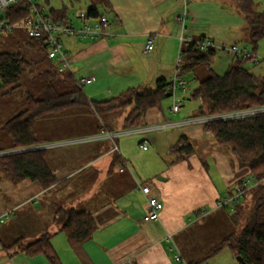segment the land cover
Listing matches in <instances>:
<instances>
[{
  "label": "crops",
  "instance_id": "1",
  "mask_svg": "<svg viewBox=\"0 0 264 264\" xmlns=\"http://www.w3.org/2000/svg\"><path fill=\"white\" fill-rule=\"evenodd\" d=\"M88 1L89 6L95 4L110 19L112 35L98 40L63 39L71 60L68 73L75 81L93 80L82 86L88 100L105 101L132 88L153 89L161 78L171 80L182 48L176 17L183 10V0ZM188 5L192 40L204 38L217 44L252 45L249 24L229 0H189ZM261 6L254 1L256 11L264 12ZM50 12L51 16L52 13L56 17L66 16L79 24V13L86 11L70 16L69 9L63 6L51 8ZM149 39L153 40L154 48L146 52ZM256 53L264 58V38ZM219 55L209 69L218 64L223 69L233 65L234 58L227 65ZM261 65L254 66H258V75L263 78ZM200 69L201 66L190 74L197 80L196 87H190V75L185 77L188 93L179 112H172L171 101L168 103L165 99L160 109L148 111L140 128L122 129L125 112L118 110L104 114L106 120L94 125L93 132L64 130L49 140L41 135L54 122L62 123L70 116L83 119L94 113L86 109V114L80 108L45 116L51 119L39 118L36 129L43 139L39 145L46 146L47 163L57 182L49 188L28 180L15 183L0 166V197L4 204L0 206V219L12 213L0 222V264H50L42 254L29 256L24 252L15 253L17 247L5 249L17 242L28 245L45 233L52 236L51 244L60 264H184L206 256L211 248L201 256L187 251L181 242L183 235L208 215L222 216L226 211L230 213L227 218H231L240 209L247 211L250 194L234 209L217 208V203L235 193L240 183L245 186L247 182L248 189L257 183L249 169L239 166L232 151L218 145L213 135L205 131V117L196 115L200 102L192 100V92L204 80H199ZM68 112L71 113L66 115ZM69 127L74 129V125ZM127 135H136L140 139L139 149L148 154L141 157L129 150L127 140L122 138ZM182 136L190 140L195 150V154L185 159H180L172 150ZM145 141L147 150L141 148ZM9 144L8 138L0 149ZM142 184L150 185L164 205L159 221L144 222L147 199L136 191ZM60 208L91 213L97 224L93 238L70 246L57 220ZM203 211L207 215L200 219ZM261 211L264 216V206ZM225 249L205 263L239 264L229 249L223 252ZM179 253L182 262L175 260Z\"/></svg>",
  "mask_w": 264,
  "mask_h": 264
},
{
  "label": "trees",
  "instance_id": "2",
  "mask_svg": "<svg viewBox=\"0 0 264 264\" xmlns=\"http://www.w3.org/2000/svg\"><path fill=\"white\" fill-rule=\"evenodd\" d=\"M229 1L249 24L253 46L251 52H256L259 42L264 38V12L254 9L253 0ZM62 11L67 9L64 7ZM86 13L89 19L105 16L95 4H91ZM31 15V0H21L4 11V20L15 25L26 21ZM48 17L53 21L71 22L66 16L57 18L55 13L52 16L48 14ZM1 35L9 37L13 49L0 51V97L20 92L24 78L33 73L35 75L31 79L39 81V86L36 92L30 89L24 92L25 109L6 121L1 128L10 144L1 148L0 152L39 145L42 139L37 133L36 121L45 116L80 108L89 109L98 116L122 110L125 112L122 129L131 130L142 127L148 111L160 109L162 102L170 97V81L161 78L153 89L132 88L109 100L90 101L74 77L68 71L60 73L57 65L49 59L44 39L31 38L23 29L6 30ZM196 41L182 44L180 64L184 78L199 66L209 68L218 54L215 50L200 51ZM249 63L256 65L249 58L234 59L233 65L224 75H212L204 79L192 92V100L200 102L196 115L207 117L239 110L264 109V77L253 73L246 66ZM204 129L213 135L218 145L230 148L239 166L251 171L257 185L245 189L243 183L239 184L246 191L232 209L239 206L249 194L253 204L247 211L240 209L233 213L230 219L238 221L245 218V226L240 231L225 235L203 258L186 264L205 263L225 248L235 257H242L247 264H264V216L261 211L264 206V112L243 119L206 122ZM172 150L180 159L195 154L186 136H182ZM0 166L15 183L28 180L49 188L57 182V177L48 166L47 151L44 149L2 156ZM57 215L62 225L61 232L65 233L70 246L81 245L93 238L97 224L91 213L60 208ZM51 237L45 233L28 245L17 242L5 249L10 251L17 247L15 253L24 252L29 256L42 254L50 264H60Z\"/></svg>",
  "mask_w": 264,
  "mask_h": 264
},
{
  "label": "built area",
  "instance_id": "3",
  "mask_svg": "<svg viewBox=\"0 0 264 264\" xmlns=\"http://www.w3.org/2000/svg\"><path fill=\"white\" fill-rule=\"evenodd\" d=\"M21 0H0V34L6 30L12 31L14 29H23L27 32L28 36L31 38H42L45 40L47 45V54L51 61H53L58 68L60 73L65 71H69L71 60L64 49L63 39L67 37H74L77 39H89V40H98L101 38H106L111 36V28L112 23L110 19L106 16L97 18V19H89L88 14L86 12L79 13L78 17L80 20V24L77 26L74 22H62V21H53L48 17L46 13V8L40 6L37 3L31 2V10L32 15L29 19L19 24L11 25L7 21L4 20V11L14 5L17 4ZM184 6L183 10L176 17V22L180 25L181 28V44L185 42L193 41L191 37H189L192 26L190 20V9L188 5L189 0H183ZM197 47L200 51H208L215 50L219 53V51H223L229 57H233L234 59L245 58L258 64L260 62L259 57L256 52L248 51L247 49H240L237 45H228L226 43L217 44L210 39H199L196 41ZM154 48V43L152 39H149L146 45V52L151 51ZM181 56L179 54L177 58V64L174 71V75L170 80V98L173 101V104L170 110L174 113L180 111L182 104L184 102V98L188 93V81L182 77L181 75V64H180ZM92 79L90 78H82L77 79L76 82L80 86H84L86 84L92 83ZM264 112V109H247V110H239L228 113H222L212 116H207L204 118L205 122L210 121H231L236 119H243L250 116H253L257 113ZM46 146H34L27 149H18L13 151H7L0 153V157L10 154H16L25 151L32 150H42ZM141 148L144 150L148 149V143L145 141L142 143ZM249 182V181H248ZM245 189L247 187V182L244 184ZM136 191L141 192L147 199L148 209L146 215L144 216V222H155L160 220V213L162 212L164 205L160 201V199L153 194L150 185L142 184L139 185ZM246 190L238 187L235 193L230 196H226L222 198L217 203V208H225L232 209L235 204H237L243 197ZM12 213H6L1 219L0 222H4L6 218L11 216ZM207 215L206 212H202L200 215V219ZM175 260L178 262H182V255L176 254ZM186 264V263H184Z\"/></svg>",
  "mask_w": 264,
  "mask_h": 264
},
{
  "label": "rangeland",
  "instance_id": "4",
  "mask_svg": "<svg viewBox=\"0 0 264 264\" xmlns=\"http://www.w3.org/2000/svg\"><path fill=\"white\" fill-rule=\"evenodd\" d=\"M254 1L260 2L262 4L260 8L262 11H264V0H254ZM31 2L37 3L40 6L45 7L47 14L50 13L51 8H54V7L61 8L63 6H66L69 9L68 14L70 16H73L77 11H86L87 7L89 6L88 0H80V1H76V0H31ZM48 2L50 4H48ZM79 24H75V25L78 26ZM8 38H9L8 36H4V35L0 36V51H3V50L10 51L13 49V45H11V43L9 42L10 40ZM237 46L240 49L253 48L252 45L247 44L246 42H241ZM248 51H252V50H248ZM219 54H222V55H219ZM218 55H219L218 57L223 58V60H225L228 63L227 65H231V62H232L231 58L233 59V57H228V55H226V53H224L223 51H219ZM258 57H259L260 63H262L261 66H264V58L261 57L260 55H258ZM246 66L251 68L252 72L255 73L256 75L259 74V70L257 68L258 66H254L251 63L247 64ZM206 67L207 66H201V69L198 71V77H199V80L201 81L212 75L222 76L228 70V69H223L221 67V64L215 65L211 69L206 68ZM34 75L35 74L33 73L30 75V77L24 78L23 89L20 92L13 94V95L6 96V97H0V126H2L10 118L17 115L18 113H20L21 111L25 109L26 99L24 97V92L27 89H30L31 91L36 92L39 86V83H38L39 81L31 79L33 78ZM189 78L191 79L190 87L191 88L196 87L197 80L193 78V74L190 75ZM165 101L168 103H170L171 101V104H173V101L170 97L167 98ZM84 109L85 110H83V112L87 114L86 108ZM70 113L71 112H68V114L66 115H69ZM120 113H123V111L121 110ZM87 116L88 117H83V119H81L82 117L73 118L70 116L69 118H65V120H63L62 123L54 122L46 129L47 132H44V135L42 133L41 136L42 138L53 140L54 138H57L58 134H60L61 132H64V130L67 132L73 131V132H81V133H90L88 131L90 130L91 132H93L92 129L94 128V125L101 124L102 120H106L105 116L103 115L97 116L96 113H94L93 116L90 114H87ZM48 117H51V116H48ZM48 117H45V118L51 119ZM72 125H74L73 127L74 129H71V127H69ZM66 133H63V134H66ZM63 134L61 136H63ZM122 138L124 140H127L125 141L126 145H128L129 150H131L132 152L139 154V156L141 157H144L146 154H148V152H143L139 149L140 139L136 135L122 136ZM7 139L8 137L4 133H2L0 135V146H5ZM224 148L230 149L229 147H224ZM9 151H13V150H9ZM2 199L3 197L1 196L0 206L1 204L4 205L2 202ZM252 204L253 203H252V198H251L247 202L246 205L248 206V208H250ZM222 213H223L222 216L220 214L208 215L205 218V220L194 224L192 226V229H189V231L185 235H183L181 242L187 251H190V252L195 251L197 255L201 256L202 254H205L206 252L205 250H208L210 248L212 249L214 246H216L225 235L240 231L245 226L246 224L245 218L235 221V220H231L230 218H227V216L230 213H227L226 211ZM207 221L209 222L206 223ZM228 251H229L228 249H225L223 252L226 253ZM205 264H215V262H211V263L208 262Z\"/></svg>",
  "mask_w": 264,
  "mask_h": 264
},
{
  "label": "water",
  "instance_id": "5",
  "mask_svg": "<svg viewBox=\"0 0 264 264\" xmlns=\"http://www.w3.org/2000/svg\"><path fill=\"white\" fill-rule=\"evenodd\" d=\"M236 260L238 261L239 264H247L244 259L240 256L236 257Z\"/></svg>",
  "mask_w": 264,
  "mask_h": 264
}]
</instances>
